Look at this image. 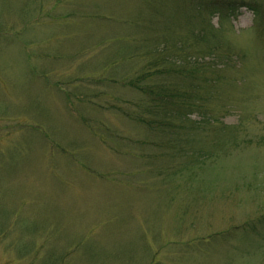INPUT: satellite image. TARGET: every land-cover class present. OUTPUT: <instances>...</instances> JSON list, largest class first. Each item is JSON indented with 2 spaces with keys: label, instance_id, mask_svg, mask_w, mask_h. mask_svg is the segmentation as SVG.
Segmentation results:
<instances>
[{
  "label": "rangeland",
  "instance_id": "rangeland-1",
  "mask_svg": "<svg viewBox=\"0 0 264 264\" xmlns=\"http://www.w3.org/2000/svg\"><path fill=\"white\" fill-rule=\"evenodd\" d=\"M261 4L198 15L227 66L151 129L129 82L189 0H0V264H264Z\"/></svg>",
  "mask_w": 264,
  "mask_h": 264
},
{
  "label": "trees",
  "instance_id": "trees-1",
  "mask_svg": "<svg viewBox=\"0 0 264 264\" xmlns=\"http://www.w3.org/2000/svg\"><path fill=\"white\" fill-rule=\"evenodd\" d=\"M262 1L208 0L206 2L208 10H204V1L189 0L187 16L184 19L186 22V25L184 24L185 28H183L184 33L182 36L177 35L179 43L176 45L173 43L174 50L173 45L167 42L168 36H164V42L162 43L156 38V33L152 39L149 53L153 56V53L156 54V52L164 54V50H168V53L172 51L173 58L169 61L170 66L168 67L167 62L163 59H158L154 62L149 61L147 64L154 67L155 70L152 71V69L147 68L136 80L129 82L132 87L140 90L145 95L144 97H142L143 95L141 96L140 101L144 105L146 114L140 111L136 113V119L151 129L170 128L169 122H166L168 117L183 121L193 109H202L201 101L206 99L205 94L209 96L211 82L218 80L217 72L219 69L227 66L225 60L228 58V54L224 52L217 40H214L215 43L213 41L210 43L207 39L209 33L199 31L196 26L197 22L194 20L198 19L199 15L204 17L201 20L203 22L205 20L203 14L208 15L205 11L208 12L211 9L226 12V10H237L241 7H248L257 16L262 17ZM156 15H158V18L154 19ZM154 16L143 25L144 29H150L162 23H166L168 28L172 25L169 17L161 15L160 11L155 12ZM183 35L186 38H182ZM145 42H147V38ZM183 49H187L191 54L186 56L187 53H185L182 56ZM201 50L202 52H200ZM184 57L189 58V61H186V64L183 62L182 65L180 60H183ZM206 58L208 59L206 60ZM223 61L225 62L223 63ZM155 74L163 75L164 79L161 81L158 79L155 84L148 82L147 80L151 79ZM203 122L201 118L195 123L199 125ZM262 220L264 223V215Z\"/></svg>",
  "mask_w": 264,
  "mask_h": 264
}]
</instances>
